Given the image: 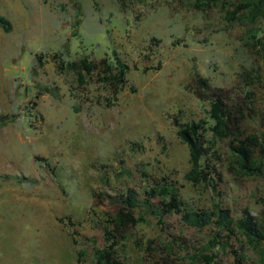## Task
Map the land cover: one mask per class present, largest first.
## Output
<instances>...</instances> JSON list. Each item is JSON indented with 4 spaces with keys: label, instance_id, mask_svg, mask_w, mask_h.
<instances>
[{
    "label": "rangeland",
    "instance_id": "1",
    "mask_svg": "<svg viewBox=\"0 0 264 264\" xmlns=\"http://www.w3.org/2000/svg\"><path fill=\"white\" fill-rule=\"evenodd\" d=\"M187 1L0 0L10 22L0 28V264H95L127 188L165 187L184 212L226 208L258 220L264 179L220 167L214 188L190 182L177 128L210 123L208 101L219 94L264 130V59L240 41L244 33L264 41V15L227 23ZM55 52L64 61L115 52L129 67L126 82L115 97L95 77L77 82L56 71ZM126 233L127 264H149L146 245L161 242L192 250L193 264L210 253V264H261L258 247L235 230L189 228L178 215L162 223L144 215Z\"/></svg>",
    "mask_w": 264,
    "mask_h": 264
},
{
    "label": "trees",
    "instance_id": "2",
    "mask_svg": "<svg viewBox=\"0 0 264 264\" xmlns=\"http://www.w3.org/2000/svg\"><path fill=\"white\" fill-rule=\"evenodd\" d=\"M187 2L195 10L214 11L227 23L239 16L253 20L264 15V0ZM0 28L4 32L10 30V22L2 15ZM240 41L245 49L259 53L264 59V41L255 33L242 34ZM51 57L57 72H72L77 82L95 77L113 97L123 88L125 75L129 70L128 65L115 52L111 58L102 57L97 61L85 56H80L75 61H64L57 52ZM197 82L199 87L209 88L206 79L198 78ZM252 88L255 89L256 84H252ZM44 90L48 89L45 87ZM206 117L210 123L201 119L183 123L177 128V135L188 152L189 168L185 177L194 184L204 182L214 188V180L220 178L219 169L223 167L225 171L239 176L264 179V130H253L250 127L251 122L244 120L243 108L240 105L230 107L219 94H214L209 99ZM207 132L210 133V138H207ZM224 139L227 140L226 150L219 152L216 141ZM117 205V209L110 216V227L103 231V246L93 249L95 264H127L125 259L119 257V251L128 239L127 229L144 220V215L152 216L160 223L165 217L178 215L189 228L202 229L213 225L225 233L235 230L245 241L258 247L261 264H264V199L257 221L247 212L233 219L226 208H215L201 213L184 212L180 209L177 194L169 192L165 187L150 186L141 193L127 188L123 195L118 196ZM215 244V240L208 243L210 247ZM146 249L149 251V264H193L195 259L192 250L179 254L168 242H161L154 247L146 245ZM213 257L212 253L198 255V259L206 264L212 263Z\"/></svg>",
    "mask_w": 264,
    "mask_h": 264
}]
</instances>
